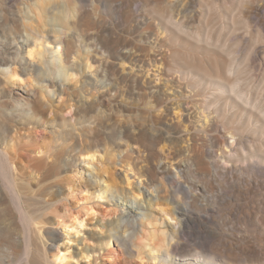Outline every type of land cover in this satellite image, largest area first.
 Segmentation results:
<instances>
[{
	"label": "rangeland",
	"instance_id": "obj_1",
	"mask_svg": "<svg viewBox=\"0 0 264 264\" xmlns=\"http://www.w3.org/2000/svg\"><path fill=\"white\" fill-rule=\"evenodd\" d=\"M124 1L131 5V14L120 9L118 0H95L98 10L74 28L77 61L84 67L86 58L93 57L89 61L98 69L95 82L80 76L77 82H66L65 92L32 120L9 93L12 90L16 96L23 89L0 81V147H13L23 162L33 151L48 149L57 162L54 172L39 171L44 175L40 181L27 173L18 179L21 201L29 213L38 212L57 189L54 205L45 210L49 218L55 209L80 210L86 225L69 242L67 255L89 249L92 256L82 258L83 264H172L160 254L151 258L146 247L137 254L136 247L121 239L130 226L127 212L134 216L137 204L170 223L182 209L188 211L191 221L186 233L174 241L170 254L176 264L185 260L228 264L220 256L228 245L222 237L236 242L234 234L242 226L234 179L258 188L264 205V124L256 120L261 116L264 122V118L252 108L255 102L264 109V33L256 19L247 22L240 14L248 0ZM5 17L7 37L14 26L11 17ZM253 45L257 52L251 55ZM126 48L131 50L127 56L113 58ZM27 78L38 86L36 73L23 75ZM232 84L246 86L251 105L236 96ZM38 116L46 119L37 120ZM249 119L256 123L255 129L252 124V129L248 127ZM190 133L196 134L195 147L186 150L192 142ZM232 133L246 148L236 145L224 154L230 146L218 140L234 142ZM80 143L82 152L95 155L92 164L84 162L90 157L79 154ZM251 151L256 162L241 173L247 161L243 157ZM215 159L231 171L223 176L212 166L205 169L204 163L212 165ZM163 160L166 168L155 169ZM16 166L20 168L18 161ZM169 168L177 173L172 182ZM89 171L97 175L95 183ZM102 179L111 188L97 198L104 189ZM138 181L142 188L134 198ZM161 184L168 191L149 199L144 190L155 192ZM0 185L7 187L1 176ZM48 226L60 232L55 224ZM106 229L119 234L105 239ZM4 230L0 220V234ZM60 243L47 239V252L52 254ZM75 259L68 260L75 264Z\"/></svg>",
	"mask_w": 264,
	"mask_h": 264
},
{
	"label": "bare ground",
	"instance_id": "obj_2",
	"mask_svg": "<svg viewBox=\"0 0 264 264\" xmlns=\"http://www.w3.org/2000/svg\"><path fill=\"white\" fill-rule=\"evenodd\" d=\"M118 1L121 10L126 8L124 12L132 13V7L127 1ZM3 3H6V7L3 6ZM97 10L95 0H13V3L8 0L7 2L0 0V76L2 77H0V81H4L11 86L17 85L23 89V93L16 96H14L12 90L9 93L14 101L19 102V108L26 113L28 118L30 117L29 119L35 117L39 109L50 108V101L58 94L65 92L68 82H77L79 80L78 76L86 79L88 77L90 81L94 82L97 80L98 69L93 65V62L89 61L93 57L88 56L84 61V67H81L77 61L79 51L75 49L73 44L75 38L74 28L78 25L79 20ZM5 14L11 17L14 26L13 31L8 33L10 37L3 35L6 27ZM240 14L247 22L256 19L257 25L264 33V0H248V5L244 4L242 6ZM259 35L261 36V33H258L257 40ZM130 52L131 50L128 48L119 49L113 58H124ZM250 52L251 55L257 52L255 45L250 49ZM97 60H101V58ZM32 73H36L37 87L29 78L23 79V75ZM231 90L244 104L251 105L249 91L246 86L232 84ZM252 108L262 112L264 118V109L261 111L258 103L252 102ZM14 111L18 110L15 109ZM250 112L254 113L255 111ZM40 117L38 116L37 120L46 119ZM256 120L264 124L261 116H258ZM251 124L255 129L254 124L256 123L253 124L252 119H249L248 127L252 129ZM204 126H207V124ZM73 135L78 136L74 132ZM190 136L192 142L186 145V150L195 147L196 134L190 133ZM231 137L234 138V142L229 143L228 139L218 140L220 145L230 146L229 150H223L224 154L233 152L236 145H241L242 150H245L246 147L242 140H237L233 133ZM96 147L95 150L99 152V146ZM82 149L83 144L80 143L79 154L84 153ZM14 150L13 147H8L6 144L0 147V176L7 185V187L0 185V220L5 225L4 232L0 234V264H34L35 262L38 264H72L68 260L69 258H76L75 264H83L81 263L82 258L92 256V251L89 249L84 252L77 251L73 256L67 255L71 244L69 242H72L76 233L81 232L86 225L83 215L79 212L80 210H75V208L70 210L66 207L62 210L55 209L54 217L49 218L45 210L54 205L56 195L59 192L56 189L53 191L52 197L43 200L42 207L39 210L36 208L38 212L29 213L23 205L17 189L18 179L25 178V173L31 177H36L35 179L38 180L40 177H44L42 173V176L39 173L42 169H45V172L48 173L55 171L57 162L50 157L52 152L48 149H37L33 151L29 161L23 162ZM89 153L91 152L84 153L87 157H90L84 162L92 164L95 155H89ZM254 155L256 154L251 151V154L247 155L248 158L243 157L247 161L241 165V173L246 172L249 168L251 169L252 164L256 162L255 159H252ZM16 161H18L20 168H17ZM219 163L220 161L215 159L212 165L207 162L204 163V167L209 171L212 166L218 170V174L223 176L231 171L230 166L220 165ZM165 164L164 160L162 162L157 161L155 169L164 170L166 168ZM219 167L223 168V171ZM179 170L181 169L179 168ZM89 172L93 177L92 182L95 183L97 175L93 174L92 171ZM169 174L172 175L170 177L172 182L174 180L173 176L176 177L177 173L169 168ZM233 178H237V176L233 175ZM234 181L235 184L232 187H234L235 194L238 197V209L242 215V226L238 228L240 233L236 232L237 235L234 234L236 242H229L222 237V234V242L228 245H225L227 247L224 249V254L220 256L228 259V264H264V205L262 194L258 188L248 183L247 180L239 182L234 179ZM102 182L104 183V189L96 195L97 198H103L107 190L111 188L103 179ZM141 186V182L138 181L136 183L138 192L134 194V198L140 195ZM59 187L58 190H60ZM146 190L144 192L151 195L149 199H158L160 193L168 191L162 184L158 190H154L155 192ZM114 192L111 193V196ZM230 198L232 196L228 195V199ZM139 208L137 204L134 209L136 211L134 216L130 210L127 212L130 226L128 229H124L123 234L120 235L121 239L136 247L137 254L140 253L141 248L144 250L146 247L151 258L155 259L157 254H160L162 260L166 263L176 264L177 262L171 258L170 254L173 253V248H175L174 241L180 235L186 233L191 221V217L187 214L188 211L182 209L178 213V219L176 218L174 223H170L158 218L151 209ZM49 223L55 224L60 232L55 229L52 230L48 226ZM117 234L119 233L116 231L106 229L104 238H115ZM50 237L61 241L59 245H56L57 249L52 254L47 252V239H50ZM182 264L189 263L185 260ZM194 264H199V261H194Z\"/></svg>",
	"mask_w": 264,
	"mask_h": 264
}]
</instances>
